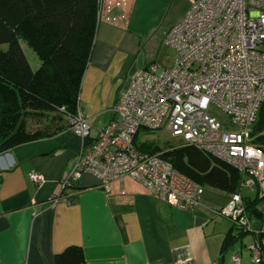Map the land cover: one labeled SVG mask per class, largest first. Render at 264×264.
<instances>
[{
    "label": "crops",
    "instance_id": "0c3cea01",
    "mask_svg": "<svg viewBox=\"0 0 264 264\" xmlns=\"http://www.w3.org/2000/svg\"><path fill=\"white\" fill-rule=\"evenodd\" d=\"M189 3L128 0L126 20L97 24L79 91L87 141L112 119L131 67L144 66L141 45L164 38ZM170 14L175 18L167 22ZM82 143L63 127L0 154V264H54V254L68 246L81 248L84 264H252L250 244L241 243L246 233L236 234L230 220L215 216L229 201L222 191L207 188L201 205L189 210L154 197L128 176L103 186L84 172L64 187ZM32 172L43 183L33 181ZM248 190L254 194L241 195L257 199L259 216L252 220L264 233V197Z\"/></svg>",
    "mask_w": 264,
    "mask_h": 264
},
{
    "label": "built area",
    "instance_id": "2783aa9c",
    "mask_svg": "<svg viewBox=\"0 0 264 264\" xmlns=\"http://www.w3.org/2000/svg\"><path fill=\"white\" fill-rule=\"evenodd\" d=\"M128 0H96V23L126 20ZM114 10L120 13L115 14ZM176 52L174 65L149 64L129 71L112 119L89 140L90 125L77 102L68 129L83 141L70 177L94 175L103 186L121 176L141 184L154 197L195 210L205 189L177 172L159 154L136 149L141 130L166 128L184 144L236 168L239 189L215 211L237 232L251 233L252 264H264V233L245 210L242 187L264 197V146L253 142L252 127L264 101V0H190L184 16L164 36ZM217 109L227 125L209 112ZM38 184L44 177L35 172ZM237 263L238 256L233 255Z\"/></svg>",
    "mask_w": 264,
    "mask_h": 264
},
{
    "label": "trees",
    "instance_id": "16d2710c",
    "mask_svg": "<svg viewBox=\"0 0 264 264\" xmlns=\"http://www.w3.org/2000/svg\"><path fill=\"white\" fill-rule=\"evenodd\" d=\"M96 26V0H0V44L7 45L0 50V154L68 128L67 115L75 112L79 102ZM22 44L36 56L37 68L31 67ZM47 115L52 116L43 126L52 128L28 129L30 119ZM139 133L134 138L138 151L159 154L177 172L204 188L226 194L238 191L240 174L233 166L183 142L164 147L140 142ZM251 135L253 142L264 146V101ZM243 200L249 217H258L257 199ZM53 263L84 264L82 250L68 246L54 254Z\"/></svg>",
    "mask_w": 264,
    "mask_h": 264
},
{
    "label": "rangeland",
    "instance_id": "374dc122",
    "mask_svg": "<svg viewBox=\"0 0 264 264\" xmlns=\"http://www.w3.org/2000/svg\"><path fill=\"white\" fill-rule=\"evenodd\" d=\"M173 18H175V14H170L167 18L166 21H170ZM167 32V30H166ZM165 36V35H164ZM23 50L25 52V55L27 59L29 60L32 68H36V64L38 63V60L32 50L27 47L25 44H22ZM7 48L6 44H0V50H5ZM175 55L176 52L174 51L173 48L169 47L164 43V38L162 37L159 40H153L151 42H148L144 45H141L140 50H139V56L142 59V62L145 65L149 64H156L158 66V70H163V69H169L174 65L175 61ZM209 112L213 114L223 126L227 125V117L224 115L222 112H220L217 109L210 108ZM52 115H47L42 118H33L30 119L27 123L28 129L29 130H34L37 127H40L41 129H50L52 127H44V123H48L50 120V117ZM138 140L140 142H153L158 144L160 147H164L166 145H177L180 142H182V139L180 137L172 136L171 132L168 131L166 128H161L159 130L151 131V132H140L138 135ZM242 195L245 196H252L254 193L250 192L247 187H242ZM204 192L207 191V188L203 190ZM241 243L248 247L249 244L252 243V236L250 233H246L243 238ZM239 245V242H238ZM244 253L246 254V251L244 250Z\"/></svg>",
    "mask_w": 264,
    "mask_h": 264
},
{
    "label": "water",
    "instance_id": "95a60500",
    "mask_svg": "<svg viewBox=\"0 0 264 264\" xmlns=\"http://www.w3.org/2000/svg\"><path fill=\"white\" fill-rule=\"evenodd\" d=\"M139 66H140V65H139V62L135 63V64L131 67V70H130V71L134 70L135 68H137V67H139ZM253 225H254V228H255V229H258V230H259V228H260V222H259V221L253 222Z\"/></svg>",
    "mask_w": 264,
    "mask_h": 264
}]
</instances>
